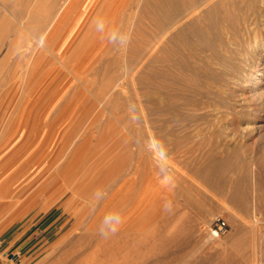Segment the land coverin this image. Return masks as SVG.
<instances>
[{"label":"bare ground","instance_id":"bare-ground-1","mask_svg":"<svg viewBox=\"0 0 264 264\" xmlns=\"http://www.w3.org/2000/svg\"><path fill=\"white\" fill-rule=\"evenodd\" d=\"M77 1L11 0L6 4L7 0H0V4L6 7L5 10H8V13L17 20L16 25L2 19L0 27L3 25L7 27L8 31L20 32L18 38H14L15 34L7 36L9 39L13 36L14 39L12 38L9 43L10 50L7 55L4 56L3 54L4 58L1 56L3 59H0V69L9 68L8 78L11 79L17 75L20 78L19 84L9 80L2 85L4 89L0 94V113L5 108V116L0 124L1 130H6L5 127L8 125V127L14 128L21 124L24 129L29 125H34L40 110L49 101L52 102L48 110L44 112L43 121L50 110L55 108L54 114L46 124L48 127H59L70 116H72V120L76 109L73 108L72 101L65 104L64 78L67 72L74 75L75 66L81 53L92 47L95 51L102 50L101 53L104 54L116 50L118 55L113 59L110 57L113 64L121 67L125 60L131 66V76L127 72L125 74L130 76V79L136 76L135 73L138 76L142 91L141 104H139L142 105V110L146 111L143 114L146 129H143L145 131L141 136L142 145H139V155L141 161L145 163L146 176L149 182L152 176L157 178L168 172L172 175L178 173L175 172L177 165L174 167L176 168L174 172L168 168L166 164L168 158L166 157L169 156H166L162 151L171 143H174L175 146L181 137L171 140L165 137L166 132L189 127H205L207 124V128L215 129L216 132L231 126L235 127V131L246 130L264 133V41L262 40L264 38L261 39L258 34L255 35L251 28L252 23H254L251 20L254 18L256 20L263 14L264 8L262 7V9L258 5V0H123L125 4L123 8L128 13L126 14L127 18L121 19L122 21L111 19V15L116 10V2L122 0H99L94 9L95 12L100 11L102 13L105 11L109 15L99 18L93 24L87 23L85 29L89 27V30L85 34H81L72 50L64 56L55 50L49 40ZM262 2L264 3V1ZM5 10L3 8V11ZM24 28L28 33L23 32ZM107 41L108 43L104 47ZM19 49L22 51L18 52L16 59L14 56V58L11 57L14 59L12 61L14 63H8L10 56ZM45 56L46 58H44ZM106 60L108 61V59ZM55 61L66 69L65 73H60L62 71L59 67L54 74H50L51 69L48 70V67L56 66ZM262 61L263 63L259 66ZM106 63L105 61L104 64ZM108 65H104L106 69ZM102 71L100 74L99 69L98 75L100 74L101 79L100 81L97 80L98 91H95L96 99L101 107L97 106L96 108L99 111L107 110L115 116L122 114L121 109L125 107L124 101L127 100L125 98L127 96L120 87H124L125 81L123 82L122 77H118L119 80L115 77L117 74L121 76L123 71L119 70L118 73L110 67ZM98 75H95L96 79ZM29 77L36 79L30 87H28ZM45 77L46 86L33 97L34 91ZM24 78H27L26 82H24ZM132 81L130 80L134 84L135 82ZM41 96L42 98L37 103ZM225 116L228 122H223L224 119H221ZM69 124L70 122L56 145V148L66 152L65 155L62 151L60 152L65 160L63 159L64 161L59 164L58 161H53L49 168L53 165V170L50 171L54 172L46 175V179L39 181L38 189L31 195V199L36 205L42 201L46 209L58 206L60 209L68 210L70 214L76 211V220L74 225L72 224V229H75L76 233L77 230L82 229L84 235L89 237L95 235L92 228L98 222L103 224L106 216L119 215L122 223L118 228L119 230L116 231L117 234L123 235L134 229H138L142 233L150 230V236L155 238V244L165 247L163 256L166 257L170 252L167 248L172 249L173 245L177 248L184 247L191 243L190 238L186 236L201 229L203 212H199L198 217L186 212L181 214L177 217L173 227L166 231L162 230V225L155 221L154 216L150 222H146L147 212L163 216L165 217V219L162 217L163 221L167 222L174 220L180 211L179 207L169 213L166 210L155 208V205L166 204V196L172 195L174 189L176 190V187L174 188L173 185L164 181L158 184L154 183L152 187L150 186V190L145 193L144 201H150L152 198L153 205L146 208L142 214L136 211L131 216L132 218L127 220L133 209L130 210L124 203L118 204L121 189H118V186L129 172H125L123 167L116 162L113 165H104L91 171L82 168L81 158L84 151L78 146L76 129ZM212 149L214 150V148ZM219 149L218 147L217 150L219 151ZM183 150L186 151L187 148ZM213 150H208L207 153L202 152L203 155H199V158L193 161L190 168L192 172L189 173H193L199 179L198 181L207 184L215 192L222 195L227 194L226 198L231 206L240 211H246L250 207V195L252 194L250 188L254 186V184L251 186L253 168L251 170L248 165L244 164L240 166L235 164V166L234 163H231V158L228 155L230 152H226L228 156L219 158L217 151ZM221 151L222 149H220ZM180 159L183 158L180 157ZM172 160L171 162L174 163L176 159L173 158ZM186 162L185 160V164ZM249 162L247 161V163ZM168 165L171 164L168 162ZM184 168L187 169V166ZM233 175L236 177L233 178ZM257 177H259L258 174ZM254 182H256L255 191H263L262 180H259L258 183L255 180ZM176 192L178 193L177 190ZM259 192L257 197H259L260 203H264V196L262 195L264 192ZM26 194L24 191L18 193L14 190L7 202L1 200L3 198L1 195L0 207L15 209ZM201 197L202 193L197 194V201H200ZM29 199L28 201H30ZM82 201L86 202L88 211L82 212L78 208ZM195 202L193 198L186 199L185 205L189 206ZM233 207L232 209H234ZM18 212L22 213V210ZM18 212L16 213L18 214ZM16 218L20 219L19 214ZM102 224L99 230H101ZM75 232L74 235L76 236ZM179 232L185 233V238H172L171 235ZM144 237L146 236L144 235ZM59 243L62 244L63 241L60 240ZM237 243L235 242L236 245ZM60 247H52L48 255L41 259V262L39 261V264H71L80 256L77 250L58 252ZM95 249L97 248L95 247ZM116 250L114 249V251ZM94 254H96L95 250Z\"/></svg>","mask_w":264,"mask_h":264},{"label":"rangeland","instance_id":"rangeland-1","mask_svg":"<svg viewBox=\"0 0 264 264\" xmlns=\"http://www.w3.org/2000/svg\"><path fill=\"white\" fill-rule=\"evenodd\" d=\"M10 1L11 0H7L5 3L7 4ZM98 1L99 0H78L75 2L69 15H67V17L56 28L49 43L53 45L56 42L58 44L57 49L62 52L66 49L72 50L81 34L83 35L89 30V27L88 29H85L87 23L93 24L95 21L99 20V18L107 17L109 15L106 14L105 11L102 13L100 11L95 12L94 9L98 5ZM262 1L264 0H258V5L261 8H264V3ZM1 6L2 5L0 4V21L5 19L10 21V23L12 22L11 24L17 25L15 17L12 14H9L8 10H5L6 7ZM123 7H125L123 0L117 1L115 6L116 10L114 14L111 15V19H126L128 11ZM3 8L5 11H3ZM122 10L125 11L122 13ZM251 22H254L252 23L251 28L255 35L258 34V37L261 39L264 38V10L259 18L256 20L254 18ZM6 32L9 33L7 34ZM23 32L28 33L25 28L23 29ZM19 33L20 32H16V30L8 31L7 27L3 25L0 27V44L2 45L3 43V47L0 45L1 60L9 52V43L13 38L12 36V38L9 39L7 36H9V34H15L16 36H14V38H18ZM91 35H93L92 32ZM6 38H8L7 41ZM262 40L264 41V39ZM107 43L108 41L105 43L104 47H106ZM20 50L22 51V49H19L15 52L16 54L14 53L10 56L9 60L11 61L8 60V63H14L12 62L14 59L11 57L14 56L16 59L18 52H21ZM101 51H95V54L88 62L76 63L74 75L67 72V75L64 78L65 104L72 101L71 104H73V108L76 109L75 115L72 119L73 121L71 120L72 116H70V118H68V120L61 126L48 127L46 124L54 114L55 108L54 107L50 110L43 121L44 112L48 110L52 102L49 101L40 110L34 125H29L25 129L21 124L16 125L14 128H10L8 125L5 127L6 130L0 129V197L1 195L3 197L1 200L7 202L14 190L18 193L21 191L27 193L24 195L21 202L16 205L15 209L0 207V264H39L42 261L41 259H44L54 246H61L60 249H58V252H61V250H77L79 252L80 256L78 259L72 261L71 264H264V203H260L259 197H257L259 191H255L256 182H254L255 180L258 183L259 180H262L264 185V161H262L264 159V133L259 131L250 132L246 130H242L243 132L235 131V127L231 126L228 129H222L220 132H216L215 129L207 128V124H205V127H189L186 129H175L166 132L165 137L168 139L173 140V138L179 139L181 137L179 139L180 144L175 143L176 145L174 146V143H171L162 151L166 156H169H165L168 158L166 160L168 168H171L170 170H173V172L177 168L175 172H178L179 174L175 173L173 175L180 176H177L176 178V176L174 177L168 172L157 178L152 176L149 182L146 176L145 163L141 161L139 155V145H142L141 136L145 131L143 129H146V124L143 120V114H145L146 111L142 110V105H140L142 99L141 84L139 83L138 76L135 72L133 73H135L134 75L136 76L130 79L131 66L125 60L122 62L121 67L113 64V60L111 59L118 55L116 54V50L113 51L115 53L111 52L109 54L101 53ZM110 57L112 58L110 59ZM44 58H46V56ZM106 59H108V61ZM105 61L107 62L106 64H104ZM55 63L56 66L48 67V70L51 69V75L54 74L59 67L62 71L60 73L63 74L66 72V69L58 62L55 61ZM110 63L111 66H109ZM262 63L263 61L259 63V66H261ZM104 65H108V68L115 69L117 72L119 70L123 71L121 76H118L119 74L116 72L117 75L115 79L122 77L123 82L125 81L124 87H120L122 88V91H124L125 96H127H124L127 99L124 101L125 107L124 109H121V112L124 114H117L115 116L107 110L99 111L96 108L97 106L101 107L99 101L96 99L95 91H98L97 80L100 81L101 79L99 75L103 72L102 70L108 69H106ZM99 69L100 74L98 75ZM89 71L91 72L89 73ZM0 72V88L3 83L9 82V80L16 81L19 84V75L12 77L11 79L7 77V75L10 74L9 68H1ZM126 72L129 73L128 75L130 76H127ZM94 74L98 75L97 79ZM35 77L28 78V87L34 84L33 82L36 80ZM125 77L126 79H124ZM119 79L120 78L117 80ZM93 80H95L96 83L93 82ZM130 80H133L135 83H131ZM26 81L27 78H24V82ZM46 82L47 80L45 77L40 82L38 88L34 91L33 97L44 89ZM94 85L97 87L95 88ZM3 87L0 89V94L2 93V89H4ZM41 98L42 96L37 100V103ZM4 110L5 108L0 113V124L5 116ZM225 117L221 119H224L223 122H228L227 117ZM69 122V125H72V128L74 127L76 129L75 134L77 135L78 146L84 151L81 158L82 168L91 171L104 165H113L116 162L123 167L125 172H129L124 181L118 186V189L121 188L118 196V204L124 203V205L130 210L133 209L128 215L127 220L136 211L142 214L146 208L153 205L152 198H150V201H144L145 193L150 190V186L152 187L154 183L158 184L164 181L173 185L174 188L176 187L178 193L174 189L172 195L170 194L166 196V204L155 205V208L158 210H166V212L169 213L176 207H179L180 211L177 213L174 220L167 222L163 221V218L165 219V217L147 212L145 218L146 222H150V219L154 216L155 221L162 225V230L166 231L173 227L177 217L181 214L186 212L189 215L191 214L198 217L199 212H203V220L200 225L201 229L194 234L191 233L186 236L187 238H190L191 243L184 247L177 248L173 245L172 249L170 247L167 248L171 253L169 252L168 257H166L163 256L165 247L155 244V238L150 236V230L142 233L141 231H138V229H134L123 235H119L116 232L115 234L109 233L105 236L102 235L99 230L102 222H98L94 228H92L95 235L89 237L88 235H84V230L82 229L77 230V233L75 232V229H72L76 220V211L70 214L68 210L60 209L58 206L46 209L44 208L45 206H43L44 204L42 201L36 205L32 201L31 195H33L38 189L40 185L39 181L44 178L46 179L48 175L54 172L50 171L51 169L53 170V165L49 168L53 161H58L59 164L61 161L63 162L65 160L64 156L62 157L61 155H65L66 152L64 153V150L56 148V145L59 137L64 132ZM189 132L191 136L193 135L192 137ZM183 147L187 148L188 151L186 150V152L183 150ZM218 147L222 149L221 152L220 149L219 151L217 150ZM174 148H177V151ZM211 148H214V150L217 151L219 158L229 155L231 163H234V165L236 164L237 166H240L241 164H244L246 166L248 165L251 170L253 168L254 171H252V176L256 177L251 178V186L253 184L254 186L250 188L252 194L250 195L249 210L240 211L238 208L231 206L226 198L227 194H223L224 197L222 194L212 190L207 184L198 181L199 179L196 178L193 173H189L192 172L190 168L192 167L191 165L193 164V161L197 160L199 155L202 156L204 152L207 153L208 150L212 151L213 149L211 150ZM61 151L63 154H60ZM226 152L230 153L227 155ZM172 153H176L174 154L175 156L171 155ZM180 157L183 159H180ZM188 157H190L191 160ZM173 158L176 160L178 159L177 161L174 160L175 164L172 163ZM185 160L187 162L191 161V163L187 164L186 162V165ZM246 160L248 162L251 161L252 163H247ZM168 162L171 165H168ZM175 166L176 168H174ZM186 166L187 169L184 168ZM46 172H49V174ZM257 174L259 177H257ZM232 177L234 178L236 175H233ZM183 181L186 182L184 183ZM179 182H181V186L179 185ZM262 192H264V188L263 191L261 190L259 193ZM200 193H202L201 200L197 201L196 196L197 194L200 195ZM262 195L264 196V193H262ZM192 198L196 202L186 206L185 200ZM28 199L30 201H28ZM226 200L227 202H224ZM86 205V202L82 201L78 208L81 209L82 212L88 211ZM232 207L234 209H232ZM20 209L22 210V213L18 212L21 211ZM16 212H18L20 219L16 218L18 215ZM216 217L224 218L230 225V231L221 240L214 241L209 237L208 231L211 222ZM74 232L77 234V237L74 235ZM144 235L147 238L144 237ZM171 236L172 238L182 239L185 238V233L179 232ZM60 240H62L64 244H60ZM99 241L102 242L100 243ZM113 242H115V245L117 246H115ZM235 242H238L237 245ZM95 247L97 249H95ZM66 248L69 249L67 250ZM93 249L96 254H94ZM114 249L117 250L114 251ZM99 251L100 253H98ZM58 252L56 251V253ZM103 257L106 258L104 259ZM93 259L95 260L93 261ZM105 261L108 262L105 263Z\"/></svg>","mask_w":264,"mask_h":264},{"label":"built area","instance_id":"built-area-1","mask_svg":"<svg viewBox=\"0 0 264 264\" xmlns=\"http://www.w3.org/2000/svg\"><path fill=\"white\" fill-rule=\"evenodd\" d=\"M230 231V225L222 217H216L209 226V237L211 239H220L226 236Z\"/></svg>","mask_w":264,"mask_h":264},{"label":"clouds","instance_id":"clouds-1","mask_svg":"<svg viewBox=\"0 0 264 264\" xmlns=\"http://www.w3.org/2000/svg\"><path fill=\"white\" fill-rule=\"evenodd\" d=\"M122 220L119 215H108L104 218V222L101 227V234L108 235L109 233L115 234L121 225Z\"/></svg>","mask_w":264,"mask_h":264},{"label":"crops","instance_id":"crops-1","mask_svg":"<svg viewBox=\"0 0 264 264\" xmlns=\"http://www.w3.org/2000/svg\"><path fill=\"white\" fill-rule=\"evenodd\" d=\"M57 45L58 44L56 42L53 44V46L55 47V50H57L64 56H66L71 51V50L66 49L64 52H62L61 50L57 49ZM94 54H95V50H93L92 47L88 48L86 51L81 53L80 57L77 60V63L88 62L93 57Z\"/></svg>","mask_w":264,"mask_h":264}]
</instances>
